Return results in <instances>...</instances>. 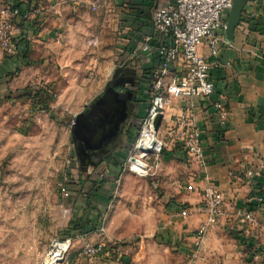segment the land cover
Instances as JSON below:
<instances>
[{
    "label": "crops",
    "instance_id": "1",
    "mask_svg": "<svg viewBox=\"0 0 264 264\" xmlns=\"http://www.w3.org/2000/svg\"><path fill=\"white\" fill-rule=\"evenodd\" d=\"M4 1L8 4L29 3L28 0H0V3ZM149 1L117 0L124 6L121 17L130 38L129 52L151 33L149 9L144 5L153 6ZM62 3L60 0L32 1L30 6L38 7L32 10L21 28L17 55L10 57L0 53L1 80L9 83L14 78L22 79L32 54L39 52L44 58L47 48H52L55 53L54 60L64 61L61 38L66 27ZM225 40L230 46L220 45L216 57L209 56L203 48L212 65L211 80L215 84L211 100L184 102L173 99L165 110L157 133L164 148L150 163L144 160L150 176L137 179L126 174L134 152L133 142L150 108L151 92L142 77L150 68V64H146L149 59L134 63L126 61L135 67L142 80L133 102L137 135L126 136L119 147L96 164L82 163L73 143L75 169L88 177L81 183L74 180L71 199L74 217L86 224L82 231L86 242L100 243L108 239L115 244L105 248L100 264H191L190 260L196 254L195 232L205 222L199 209L207 179L223 195L224 216L207 235L205 260H209L207 256L210 255L212 264H248L250 259L255 260L256 251L264 246V205L260 210L255 207V198L264 197V170L260 178H246V172L262 166L264 160V0L256 4L248 0L232 41L228 42L226 36ZM215 103L221 104L229 113L224 125L216 115ZM187 109L201 133L204 165L190 159L169 135L171 130L178 132L177 119ZM104 174L102 182L100 178ZM121 178L125 182L134 179L146 180V183L152 178L151 184L165 192L163 199L151 207L146 206L140 213L137 234H114L112 231V199ZM250 209L255 210L258 225L246 234L248 227L241 222L238 213ZM184 212L187 217L183 216ZM100 228L105 230L104 237L92 234L99 233ZM129 239H134L135 243H123ZM258 261L251 264H264V258Z\"/></svg>",
    "mask_w": 264,
    "mask_h": 264
},
{
    "label": "rangeland",
    "instance_id": "2",
    "mask_svg": "<svg viewBox=\"0 0 264 264\" xmlns=\"http://www.w3.org/2000/svg\"><path fill=\"white\" fill-rule=\"evenodd\" d=\"M61 2L66 27L61 38L64 61L54 60L55 53L47 48L44 58L39 52L32 54L22 79L9 83L0 79V264L101 263L102 255L82 256L84 244L90 243L82 236L86 224L74 217V192L65 198L60 189L88 178L75 169L74 114L83 113L104 92L115 70L134 59L127 50L130 38L122 25L124 6L119 2ZM134 154L139 157V152L134 150ZM154 156L140 158L150 163ZM130 162L126 174L142 178L131 171ZM145 181L121 178L117 182L110 213L114 234H137L140 213L165 197L161 187L151 184L152 178ZM206 239L196 246L191 264L214 262L212 256H207L209 260L203 256ZM65 242L69 243L67 253L62 261L54 262L57 244ZM124 242L129 245L135 240ZM91 244H101L102 254L115 245L108 239ZM253 262L257 261L250 259L248 264Z\"/></svg>",
    "mask_w": 264,
    "mask_h": 264
},
{
    "label": "built area",
    "instance_id": "3",
    "mask_svg": "<svg viewBox=\"0 0 264 264\" xmlns=\"http://www.w3.org/2000/svg\"><path fill=\"white\" fill-rule=\"evenodd\" d=\"M150 1L153 4L148 12L151 33L145 35L134 49H130L131 59H149L146 64H150V68L145 70L151 92L150 108L140 126L134 150L141 145L139 140L144 129L154 128L155 119L159 114H164L173 99L184 102L211 100L215 93V84L211 80L212 65L203 53V48L207 49L209 56L216 57L220 45L230 46L225 40L226 17L234 0ZM251 1L256 4L260 0ZM35 8L29 4L0 3V49L6 52V56L17 55L21 28ZM214 109L220 123L224 125L229 117L228 111L219 103L214 104ZM74 124L75 121L72 127ZM176 127L178 132L169 131L172 140L181 145L190 159L204 165L201 133L190 110L184 111L177 119ZM163 148L162 143L161 149L152 151V154L160 155ZM263 170L264 160L262 166L248 170L246 178H260ZM100 180L102 181V177ZM60 192L63 197H70L66 184ZM262 192L264 193V185ZM202 198L199 211L205 217V222L195 232L196 246L200 245L224 216L223 195L209 179ZM255 204L256 209L260 210L264 205V197L255 198ZM183 216L187 217V212ZM238 216L248 227L246 234L258 225L254 209L239 211ZM99 235L104 237V228L99 229ZM102 252L101 244L85 243L82 248V256L88 259L100 257ZM253 257L256 261L263 259L264 246Z\"/></svg>",
    "mask_w": 264,
    "mask_h": 264
},
{
    "label": "flooded vegetation",
    "instance_id": "4",
    "mask_svg": "<svg viewBox=\"0 0 264 264\" xmlns=\"http://www.w3.org/2000/svg\"><path fill=\"white\" fill-rule=\"evenodd\" d=\"M143 81L149 80L144 73ZM141 79L134 66L124 63L117 68L113 74L112 80L107 84L101 96L93 102L83 113L89 111L90 107L110 106L114 110L113 125H106L101 134V145H93V149L88 150L87 144L74 138L75 152L82 163L96 164L98 160L105 159L107 156L119 147L126 136H136L137 130L134 125L135 108L134 103L140 88ZM142 81V80H141ZM128 98L127 108L123 105L121 96ZM112 104V105H111ZM117 126V127H116ZM91 147V148H92Z\"/></svg>",
    "mask_w": 264,
    "mask_h": 264
},
{
    "label": "water",
    "instance_id": "5",
    "mask_svg": "<svg viewBox=\"0 0 264 264\" xmlns=\"http://www.w3.org/2000/svg\"><path fill=\"white\" fill-rule=\"evenodd\" d=\"M248 0H234L233 6L228 13V20L226 22L225 36L228 42L233 39V34L236 27L239 25L242 13ZM121 96L123 105L127 108L128 98L125 95L117 94V98ZM137 98H135L136 100ZM112 105V104H111ZM114 110L110 106L104 107H90L89 111L82 113L75 118V124L72 127L74 138L85 142L88 150L93 149V145H101V134L106 125H113ZM163 122V115L159 114L154 121V130L158 133ZM117 127V126H116ZM92 147V148H91ZM138 150L143 153L152 154L149 146L139 145ZM132 162H136L133 158Z\"/></svg>",
    "mask_w": 264,
    "mask_h": 264
},
{
    "label": "bare ground",
    "instance_id": "6",
    "mask_svg": "<svg viewBox=\"0 0 264 264\" xmlns=\"http://www.w3.org/2000/svg\"><path fill=\"white\" fill-rule=\"evenodd\" d=\"M139 142L143 146H149L152 151H159L162 146V142L157 139V134L154 131V128L144 129ZM137 149L138 148H136L135 151L139 152V157H137L135 154L134 157H132V159L134 158L136 162H130L131 171L140 177H144V175L148 174V166L140 157H147L148 155L147 153L140 152ZM57 247L59 249V252L57 253L58 257H54V262H60L63 260L64 254H66L68 251L69 243L65 242L63 244H57Z\"/></svg>",
    "mask_w": 264,
    "mask_h": 264
},
{
    "label": "trees",
    "instance_id": "7",
    "mask_svg": "<svg viewBox=\"0 0 264 264\" xmlns=\"http://www.w3.org/2000/svg\"><path fill=\"white\" fill-rule=\"evenodd\" d=\"M32 1L33 0H28V4L30 5L31 3H32ZM149 2H151V1H149ZM145 5V7L147 8V9H150L151 7H152V5L151 4H144ZM146 11V10H145ZM132 49H134V46L133 47H131V50ZM67 185V184H66ZM73 186H74V182H69V184H68V186H67V188H68V190H69V192H70V196H71V193H72V191H73ZM99 225H96V227H98Z\"/></svg>",
    "mask_w": 264,
    "mask_h": 264
}]
</instances>
